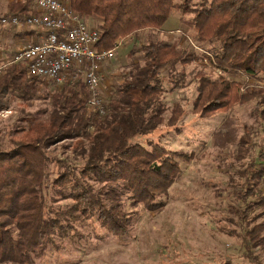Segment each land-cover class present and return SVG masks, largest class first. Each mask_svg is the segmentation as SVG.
I'll list each match as a JSON object with an SVG mask.
<instances>
[{
    "label": "trees",
    "instance_id": "obj_1",
    "mask_svg": "<svg viewBox=\"0 0 264 264\" xmlns=\"http://www.w3.org/2000/svg\"><path fill=\"white\" fill-rule=\"evenodd\" d=\"M62 1L86 19L99 20L97 51L113 49L119 40L144 30H161L178 15L191 41L213 44L208 52L214 61L207 66L202 56L182 46L181 36L173 41L150 38L104 114L88 109L85 87L68 85L50 94L44 81L27 75L25 62L9 65L0 75V114L18 106L23 110L45 96L51 98V112L46 119L18 117L6 131L0 130V264H34L57 239L75 234L79 224L97 223L115 236H127L137 208H163L162 199L181 178L183 166L199 157L160 142L132 140L151 136L162 126L176 128L182 121L181 103L170 106L165 97L186 84L193 63L189 74L198 84L194 116L207 119L253 100L257 114L264 116V0ZM33 6L30 0H15L7 8L9 14L27 15ZM177 66L181 71L174 74ZM232 73L260 85L231 80L227 75ZM57 144L83 163L52 158L48 151ZM255 165L252 161L239 172L252 178V187L238 195L243 218H250L253 204L264 202L253 200L264 180V164L260 169ZM247 226L244 257L258 262L260 255L252 250L264 247V225L250 220Z\"/></svg>",
    "mask_w": 264,
    "mask_h": 264
},
{
    "label": "rangeland",
    "instance_id": "obj_2",
    "mask_svg": "<svg viewBox=\"0 0 264 264\" xmlns=\"http://www.w3.org/2000/svg\"><path fill=\"white\" fill-rule=\"evenodd\" d=\"M9 2L0 0V20L6 11L8 13ZM88 23L90 26H98L99 20L90 19ZM173 23L176 27L179 25L178 15H173L165 26ZM9 27L0 23V50H4L2 48L5 44L8 49L5 56L0 55V60L12 59L18 50L14 49L15 42L11 41L13 37ZM165 29L166 33L177 34L174 39L181 36V44L188 51L196 56L202 55L194 48V41L185 34L184 27L180 25ZM158 33V36L154 33L149 35L166 39L162 32ZM5 39H8L7 42ZM10 44L13 50L8 48ZM197 44L204 50L210 51L213 48V44ZM134 46L137 47L132 51L133 55H130ZM141 47L142 31L122 40L121 46L115 50L114 59L103 63L101 92L106 104L117 96V87L124 81L130 66L142 57ZM194 64L190 65L189 70ZM227 76L243 84L247 80L240 73ZM44 83L50 94L58 89ZM104 83L106 87H103ZM197 85L194 78L189 76L186 84L179 88L180 92L166 94V103L172 106L178 99L189 109V103L196 97ZM252 85H260V82L255 81ZM105 88L108 95L104 94ZM45 97L37 98L33 105L23 110L18 106L10 115L0 116V130L6 131L18 117L24 115L48 118L51 98ZM255 108L256 101L253 100L207 119L185 116L194 117L193 148L190 151H195L203 158L200 156L199 162L194 160L183 166L181 178L162 199L163 208L157 211L137 208L138 215L133 228L124 237L105 231L97 223L79 224L75 234L57 239L55 245L49 246L43 256L35 259L34 264H264V247L252 250L254 255H260L258 262L245 258L242 247L243 227H248L247 222L252 220L254 224L264 225V202L253 204L250 218H243L239 211L242 202L238 200L241 189L245 191V188L252 187L251 175L247 174L246 179L239 172L252 161H256L257 169L264 164V120L260 118L264 116L258 115ZM260 110L264 112V104ZM181 140L176 139L174 128L162 126L153 135L138 136L132 142L147 145L154 141L169 148H180L183 145ZM48 153L52 158L60 160L69 157L72 164L83 163L79 158L75 159L71 151L64 153L60 144L52 146ZM57 165H52L54 171ZM254 193L253 200L264 201V180ZM259 214L261 216L253 218ZM261 235L264 236V232Z\"/></svg>",
    "mask_w": 264,
    "mask_h": 264
},
{
    "label": "built area",
    "instance_id": "obj_3",
    "mask_svg": "<svg viewBox=\"0 0 264 264\" xmlns=\"http://www.w3.org/2000/svg\"><path fill=\"white\" fill-rule=\"evenodd\" d=\"M30 1L34 3L32 12L27 15L4 16L0 23L15 28L29 27L36 32L38 41L21 46L12 59L0 62V75L9 65L25 62L30 78L58 88L68 85L85 87L88 93V109L104 114L107 104L101 92L102 65L114 59L115 50L121 46L122 40L113 49L97 51L95 46L99 41L98 26H90L88 20L74 11L67 2ZM193 46L202 54L204 63L210 67V60L214 61L212 54L195 42ZM254 82L247 78L245 83ZM11 113L12 111H5L0 115L6 117Z\"/></svg>",
    "mask_w": 264,
    "mask_h": 264
},
{
    "label": "crops",
    "instance_id": "obj_4",
    "mask_svg": "<svg viewBox=\"0 0 264 264\" xmlns=\"http://www.w3.org/2000/svg\"><path fill=\"white\" fill-rule=\"evenodd\" d=\"M11 2H13V1H15V0H10ZM17 1H22V0H17ZM10 3V2H9ZM8 9V8H7ZM7 15H10L9 14V12L7 13V11H6V14L4 15V16H7ZM168 26V27H167ZM167 26H164L161 30H158V31H152V32H148V30H144V31H142V45L143 44H145V43H147L149 40H150V38H152V36L150 37V35L152 34V33H154V34H160V33H158V32H162L163 33V35H165L166 37V39L168 40V41H173L174 40V36H177V34L176 33H171V34H169V32L168 33H166V31H167V29H165V28H168V30L169 29H173V28H177L178 26H180V22H179V25L176 27V25L173 23V25H167ZM9 29H10V31L12 32V39H11V41H14L15 42V50L16 49H19L21 46H23V45H25V44H29V43H35V42H37L38 41V38H37V34H36V32L33 30V29H31V28H29V27H21V28H15V27H12V26H10L9 27ZM166 30V31H165ZM146 34H148V36H146ZM150 34V35H149ZM158 36V35H157ZM154 37H156V36H154ZM153 37V38H154ZM7 40L8 39H5V41L7 42ZM11 43V42H10ZM7 44H5L4 46H3V48L2 49H4V50H0V55L1 56H5L6 55V52L8 51V49H7V46H6ZM8 48H10V49H12L13 50V48H12V45L10 44L9 46H8ZM7 58V57H6ZM2 60H5V58H2L0 61H2ZM192 66V65H191ZM181 66H177V72H174V74H176V73H178V72H180L181 71ZM191 70H193V67H192V69ZM191 70H189L188 69V77L189 76H191L189 73L191 72ZM167 72V73H166ZM166 73V74H165ZM165 74V75H164ZM163 75L164 76H167L168 75V71L167 70H165V71H163ZM188 79V78H187ZM124 82V81H123ZM123 82H121V84L123 83ZM116 85V84H115ZM106 87V85H105V83L103 84V87ZM184 86V85H183ZM182 87V86H181ZM181 87H179V88H181ZM118 88V87H117ZM179 88H176L174 91H176L175 93H178V92H180V90H179ZM173 91V92H174ZM172 92V93H173ZM104 94L105 95H108L107 94V91H106V88H105V91H104ZM117 96H118V93L116 94ZM116 96V97H117ZM193 100L194 99H192V101L189 103V105H191L190 106V108L189 109H187L186 108V106L187 105H185V104H182L181 103V101H178V99L175 101V102H173L172 103V105H174L175 103H181V105H182V107H183V109H184V112H185V115H183V119H182V121L177 125V127L176 128H174V134H175V136H176V139L178 140V139H182L181 140V142H182V144L183 145H181V147L180 148H172V149H176V150H187V151H190V149H192L193 148V137H192V135H193V129H192V122L194 121V117H185V116H189V115H193L192 114V112H191V109H192V104H193ZM193 151V150H192ZM197 156L198 157H200L201 155H198L197 154ZM202 157V156H201ZM203 158V157H202ZM264 158V157H263ZM196 162H199V159H196Z\"/></svg>",
    "mask_w": 264,
    "mask_h": 264
}]
</instances>
